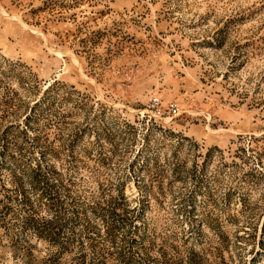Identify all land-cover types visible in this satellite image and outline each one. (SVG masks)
Instances as JSON below:
<instances>
[{"label":"rangeland","instance_id":"374dc122","mask_svg":"<svg viewBox=\"0 0 264 264\" xmlns=\"http://www.w3.org/2000/svg\"><path fill=\"white\" fill-rule=\"evenodd\" d=\"M0 264H264V0H0Z\"/></svg>","mask_w":264,"mask_h":264},{"label":"trees","instance_id":"16d2710c","mask_svg":"<svg viewBox=\"0 0 264 264\" xmlns=\"http://www.w3.org/2000/svg\"><path fill=\"white\" fill-rule=\"evenodd\" d=\"M42 193L46 196V198L48 200H50V201H53L54 200L53 197H52V195H51V193H50V191L48 190L47 184L46 185H43ZM117 209L118 208H117L116 205L110 204L109 207L104 210V213H103L104 219L110 220L111 222H114V224H116V225H113L114 227L113 226L112 227L108 226L106 228L105 232H106V235L107 236H112V234H113V232H114V230L116 228L115 226H117V224L120 225L121 223H124V224L128 223V220L129 219H127L125 216L122 217L121 215H117L116 214ZM133 221H134L133 219L129 220V224L130 225L131 224L133 225V223H132ZM58 222H59V217H57V215L55 217H53V219H50L48 222H46L44 224V228H43L44 231L41 234V236L43 238H45V239H48L49 238L50 239V242L56 241L57 237H55V236L58 235V234L54 233V231L52 230V227H55L58 224ZM58 237H59V235H58ZM68 242L69 241L67 239L66 244ZM82 248H83V246H80V249H82ZM96 248H97L96 245H94L93 248H92V252L94 254H98V252H101L102 249H96ZM83 257L84 256L82 255V258ZM93 259H95V258L93 257Z\"/></svg>","mask_w":264,"mask_h":264}]
</instances>
